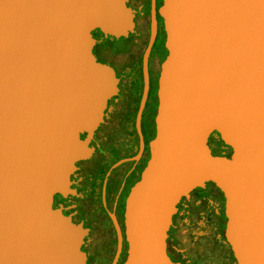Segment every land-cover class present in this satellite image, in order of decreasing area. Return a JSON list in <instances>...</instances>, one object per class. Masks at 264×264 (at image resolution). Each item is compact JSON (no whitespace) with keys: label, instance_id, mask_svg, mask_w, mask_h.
<instances>
[{"label":"water","instance_id":"water-1","mask_svg":"<svg viewBox=\"0 0 264 264\" xmlns=\"http://www.w3.org/2000/svg\"><path fill=\"white\" fill-rule=\"evenodd\" d=\"M124 2L0 0V264H84L86 228L52 200L78 195L69 176L93 153L88 143L110 112L116 78L95 57L92 31L132 32ZM158 15L153 131L123 201V231L107 212L114 259L123 236L119 264H220L194 247L175 215L180 198L209 182L230 264H264V0H160ZM153 35L151 17L133 123L137 151L108 171L137 161L143 149ZM217 142L221 151L213 153ZM167 236L178 262L166 252Z\"/></svg>","mask_w":264,"mask_h":264},{"label":"flooded vegetation","instance_id":"flooded-vegetation-1","mask_svg":"<svg viewBox=\"0 0 264 264\" xmlns=\"http://www.w3.org/2000/svg\"><path fill=\"white\" fill-rule=\"evenodd\" d=\"M124 3L131 10L133 21L132 32H130V35L127 34V36H125V38H128L126 44L122 47L102 49L100 41H97L98 31L94 29L92 31V36L94 38L92 51L97 59H100L97 55L100 50H105L110 55L109 59H102V61L111 67L114 77L116 78L117 90L114 95L106 100V106L110 105V107H113V105L119 101L118 96L120 95L123 101L126 102L125 106L127 107L126 111L128 116H126L127 122L125 124H127L135 103L136 109L138 107L142 91V56L149 42L150 22L151 17H153L154 35L146 55L147 90L143 108L140 113L139 123L143 149L135 164H131L130 167L125 169L118 177L112 176L113 174L109 176V187L105 188L103 198H92V201L96 202V206L94 207L95 213L108 220L110 230H108L105 235L101 236L96 226L86 225L83 219L80 221L81 225L86 228V233L82 237V243L80 245V250L85 256L84 264L120 263L125 253L126 244L122 236L119 252L114 259L116 236L107 212L113 213L118 226L121 231H123V201L129 187L136 181V176L139 175L140 169L143 166H141V164L145 162L148 155L147 142L150 137L147 128H149V120L153 115L152 107L155 104V73L158 62L163 54V33L160 17L158 15L160 0H125ZM108 117L109 112L106 117H103V120ZM95 133L94 130L90 141H93ZM80 161L84 162L85 160ZM77 163L79 162H76L75 166ZM80 169L81 168H76L73 171L69 176L70 181L73 174L78 176ZM119 179H121L120 185L114 196L110 199V186ZM75 181L76 179L72 181L71 184ZM79 181L81 183V179H79ZM74 189L76 191V188ZM219 204L218 191L209 182H205L202 186L194 187L189 190L186 197H182L177 201L174 205L175 215L177 220H179L184 227L186 238L192 240L194 247L199 252L215 258L220 264H230L229 253L223 244V233L221 229L222 215ZM61 207L63 211H65L64 206ZM68 214H70L71 222L74 223L77 219L76 213L72 211ZM193 214L196 215L195 220L193 219ZM93 230H97L99 234L96 240L91 238ZM165 240V249L169 258L178 262L179 254L170 248L169 237L167 236Z\"/></svg>","mask_w":264,"mask_h":264},{"label":"rangeland","instance_id":"rangeland-1","mask_svg":"<svg viewBox=\"0 0 264 264\" xmlns=\"http://www.w3.org/2000/svg\"><path fill=\"white\" fill-rule=\"evenodd\" d=\"M97 36H98L97 41H100L98 34ZM127 39L128 38L119 36V37H106L105 40L108 43V47L115 48V47H122L123 45H125ZM97 55L100 59H109L110 56L109 53L105 50H100V52H98ZM120 98L121 96L119 95L118 96L119 101H117L113 105V107L110 108L109 117L107 119H104L97 126L98 128L101 129L98 132H96L93 137L92 143L96 145L95 152L89 159L87 160L85 159V161L82 162L81 164L77 163L76 168H81L80 172L78 173V176L74 174L71 176V181H74L75 179L76 181H79V179H81V183L79 186H77V188L80 190L81 193L83 192L82 198L77 200L78 203L77 216L79 217L80 220L83 219L86 225H90L93 227L96 226L101 236L105 235V233L108 230H110V225L106 218H103V216L95 213L94 207L96 206V202L92 201L90 192L88 190L95 174L98 173L106 164V161L110 153H112L114 150L117 149L127 148L131 142L127 134L128 123L125 124L127 122L126 116H128V113L126 111L127 107L125 106L126 102L123 101L122 98L121 99ZM127 166H128L127 164L119 166L112 176L118 177L120 174H122L125 171ZM53 200L56 201L57 199L54 198ZM193 219L194 220L196 219V215L194 214H193ZM98 231L97 230L92 231L91 238L93 240H96L98 238L99 236Z\"/></svg>","mask_w":264,"mask_h":264},{"label":"trees","instance_id":"trees-1","mask_svg":"<svg viewBox=\"0 0 264 264\" xmlns=\"http://www.w3.org/2000/svg\"><path fill=\"white\" fill-rule=\"evenodd\" d=\"M96 30L98 31V29H96ZM98 34H99L100 39H101L100 40L101 48L102 49L110 48V47H108V43L106 42L105 39H106V37H112V36H109V35L104 36L99 31H98ZM128 35H130V34L128 33ZM97 60H99L100 62H103L102 59H97ZM135 111H136V103H135V106L133 108L132 113L130 114V118H129L128 126H127V134H128V137L130 138V141H131L129 146L125 149H117V150H114L112 153H110L104 167L98 173L95 174L93 180L91 181V185H90L89 190H88L90 192L91 198H94V199H99L101 197L103 198L105 188L109 187V185H108L109 176L112 175L119 166L127 164L128 166L126 169H128L131 164H135L137 162V161H124V162L120 163L119 165H117L115 168L108 171L109 167L114 162H116L117 160L122 159V158L131 157L137 151V136H136V133L134 130V125H133ZM153 111H154V106L152 107V112ZM149 124L150 125H149V128H147V131H148V135L150 137L152 135V131H153L151 119L149 120ZM100 129L101 128L97 127L95 129V132H98ZM84 135L85 134L82 133L80 135V138L82 139L84 137ZM93 145L94 144L92 143V141H90L89 146H93ZM209 148H210V151L213 153H217V152L221 151V145L218 142L215 145L210 144ZM95 150H96V145H94L93 153L95 152ZM93 153L91 154V156L93 155ZM78 162L82 163V161H78ZM144 163H142L141 166L144 165ZM75 172H77V171H75ZM138 176H136V180L138 179ZM120 181H121V179H119L115 183L111 184L110 190H109L110 199L114 196L115 192L117 191V189L120 185ZM79 185H80V181H75V182H73V184L70 185V188H76V193H79L78 195H67L66 197H61L58 194L53 195V199L54 198L57 199L56 201L53 200V203H52L53 208H55L56 206H64V209H65L64 212L65 213L68 214V213L74 211V213H76V216H77V211H78L77 200L82 198V195H83V192L81 193L80 190L77 188V186H79ZM75 201H76V203H75ZM79 213H80V211H79ZM80 221L81 220L77 216V219L73 224L80 223ZM167 241H168V238H167ZM174 262H176V261H174Z\"/></svg>","mask_w":264,"mask_h":264}]
</instances>
